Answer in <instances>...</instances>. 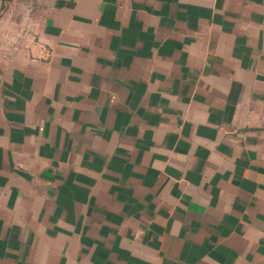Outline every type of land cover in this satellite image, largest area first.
<instances>
[{
    "label": "crops",
    "instance_id": "0c3cea01",
    "mask_svg": "<svg viewBox=\"0 0 264 264\" xmlns=\"http://www.w3.org/2000/svg\"><path fill=\"white\" fill-rule=\"evenodd\" d=\"M0 0V264H264V0Z\"/></svg>",
    "mask_w": 264,
    "mask_h": 264
},
{
    "label": "rangeland",
    "instance_id": "374dc122",
    "mask_svg": "<svg viewBox=\"0 0 264 264\" xmlns=\"http://www.w3.org/2000/svg\"><path fill=\"white\" fill-rule=\"evenodd\" d=\"M23 1L25 0H9L7 4L2 6V10L4 14H10V13H22L25 14L28 8H30V5H23ZM260 126L264 124V119L261 120ZM264 129V127L262 128ZM263 140H264V135Z\"/></svg>",
    "mask_w": 264,
    "mask_h": 264
}]
</instances>
